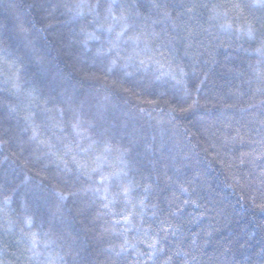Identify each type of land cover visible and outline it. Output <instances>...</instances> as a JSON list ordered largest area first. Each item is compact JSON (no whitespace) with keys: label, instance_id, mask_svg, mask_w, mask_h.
<instances>
[{"label":"trees","instance_id":"trees-1","mask_svg":"<svg viewBox=\"0 0 264 264\" xmlns=\"http://www.w3.org/2000/svg\"><path fill=\"white\" fill-rule=\"evenodd\" d=\"M262 101L260 0H0V264H264Z\"/></svg>","mask_w":264,"mask_h":264},{"label":"snow or ice","instance_id":"snow-or-ice-1","mask_svg":"<svg viewBox=\"0 0 264 264\" xmlns=\"http://www.w3.org/2000/svg\"><path fill=\"white\" fill-rule=\"evenodd\" d=\"M261 3H264V0H260ZM74 7L77 12L76 14L77 15H80L82 16L83 15V8L85 7V4L83 2L81 3H78V4H75ZM87 7L91 10L93 8L92 5H87ZM96 8H99L100 5L99 3H97V5L95 6ZM70 11L72 10V8L69 9ZM108 16L111 18V20L113 21V24H110L108 25V27L106 29H103V25H101V29L107 31L109 34H112V33H115V40L116 41H120L122 40L124 37L127 36V40H125L124 42L125 43H128V42H131L132 44L134 45H137L138 46V42L140 41L141 39V36L144 35V34H135L133 36H128V32L130 30H132L134 28L133 25L129 24L128 23V17L121 13L119 16H117L111 9V6L109 7L108 9ZM222 27H228V28H231V25H224ZM116 28H119L120 30L117 32L115 31ZM82 32H84V29L82 28L81 29ZM237 31H241L240 29H237ZM255 31V28L252 24H249L248 27H247V34L251 37L253 35V32ZM86 35V39L84 41L85 44H87V41L88 40H99L100 37L98 35H96L95 32H91V33H85ZM110 43H113V41H110ZM259 51V49H258ZM112 52V48L110 47L108 49V53H105L103 52L102 49H98L97 52H96V56L97 57H104V58H108L109 54ZM36 57L38 58V62L40 64H44L45 60H44V57L42 55H40L39 52H36L35 53ZM127 59L131 60L132 57L129 56ZM144 61L143 60H140L139 61V64L142 66L144 65ZM117 65V59H110L109 60V64L106 68V71L107 72H112L113 70V67H115ZM124 67H128L127 64L124 65ZM173 72L175 70H172ZM181 71V75H183V71ZM130 75V73H129ZM86 79H94L95 76L93 74H86L85 76ZM159 78V77H157ZM173 79H175V76H173ZM177 83H180V81H177ZM262 103H264V101H262ZM80 126L79 124V121H77L76 123H73L72 125V128L75 130L77 129L78 127ZM43 143V142H42ZM258 143H260L261 145H264V139H261ZM65 149H66V152L65 154H69L72 150L71 148H69L67 145H65ZM90 149H85V148H80V151L82 152H87L89 151ZM107 151V149H106ZM258 159H264V152H262L260 154L259 157H257ZM96 159L98 161L102 160L103 158L100 157V156H97ZM73 160H75V156H73ZM78 167L82 168L83 165H78ZM103 167L104 165L101 163L97 168H94L92 171L95 172V173H98L100 175V184L101 185H107L103 188V200L104 201H107V203H104L103 204V207L104 208H108L110 206L111 203H114L115 201V196L113 197V200L112 201H109V197H108V191H109V186L111 184V181L114 179V178H120L121 176H126L127 173L126 172H114V173H108V175H104L103 174ZM84 191H93L94 193L96 194H99L101 193V188L100 187H95V188H91V189H84ZM131 191V188L130 187H123V195L125 197L128 196V194L130 193ZM61 195V198H65L63 197V194H59ZM11 199V197H6L5 200L6 202L9 201ZM142 203V202H141ZM136 217L132 214V213H128L127 215H123V223L125 225H128L130 224ZM121 223L120 220H117L115 222L116 225H119ZM128 229L126 228L125 231H127ZM31 242L33 244V246H35V243H36V237H35V234L32 235L31 237ZM159 241L158 240H154L151 244L148 245L149 249H152L153 250V254H155L156 251H162V249H158L157 248V245H158ZM127 244V241H125V245ZM45 247L47 248L48 245L46 244ZM126 250L125 246L124 245H121V248H120V252H124ZM118 255L120 253H117Z\"/></svg>","mask_w":264,"mask_h":264}]
</instances>
